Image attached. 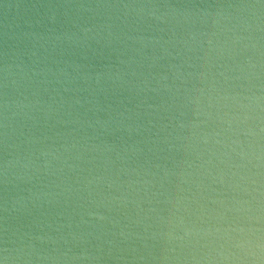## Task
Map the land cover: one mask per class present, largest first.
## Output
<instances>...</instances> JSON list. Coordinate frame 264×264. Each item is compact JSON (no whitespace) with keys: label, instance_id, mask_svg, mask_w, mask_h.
Returning a JSON list of instances; mask_svg holds the SVG:
<instances>
[{"label":"water","instance_id":"obj_1","mask_svg":"<svg viewBox=\"0 0 264 264\" xmlns=\"http://www.w3.org/2000/svg\"><path fill=\"white\" fill-rule=\"evenodd\" d=\"M0 264H264V0H0Z\"/></svg>","mask_w":264,"mask_h":264}]
</instances>
